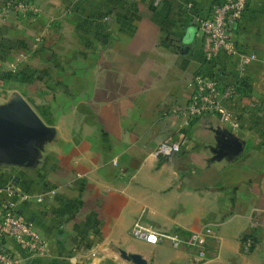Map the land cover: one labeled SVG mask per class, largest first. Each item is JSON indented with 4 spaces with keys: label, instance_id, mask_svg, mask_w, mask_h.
I'll use <instances>...</instances> for the list:
<instances>
[{
    "label": "crops",
    "instance_id": "obj_1",
    "mask_svg": "<svg viewBox=\"0 0 264 264\" xmlns=\"http://www.w3.org/2000/svg\"><path fill=\"white\" fill-rule=\"evenodd\" d=\"M216 1L0 0V104L17 93L51 128L28 166H0V186L45 192L18 211L47 248L19 264H264V0L233 30L256 55L240 68L203 59L194 15ZM198 70L235 84L237 126L179 111ZM225 131L235 154L217 152ZM163 138L178 150L154 154ZM140 210L182 235L215 223L203 258L131 237Z\"/></svg>",
    "mask_w": 264,
    "mask_h": 264
},
{
    "label": "built area",
    "instance_id": "obj_2",
    "mask_svg": "<svg viewBox=\"0 0 264 264\" xmlns=\"http://www.w3.org/2000/svg\"><path fill=\"white\" fill-rule=\"evenodd\" d=\"M248 0H218L212 2L202 12L194 15L195 35L200 40L203 59L214 62L220 55L235 56L237 67L256 58L253 51L247 50L233 35V30L247 6ZM264 63V56L261 57ZM191 91L186 103L179 111L186 118H198L214 113L230 124L237 126L235 116L224 103L236 95L235 84H219L216 78L202 70L191 75L188 82ZM178 150V144L167 138L161 139L153 153L169 156ZM51 191V190H50ZM45 192L30 193L18 188L11 181L0 186V264H19L22 257L42 253L47 245L40 233L31 229L27 215L18 207L27 203H39ZM144 210L133 218L129 234L147 243L166 240L172 247L184 245L195 249L196 256L203 258L204 244L215 233V223H207L196 230L182 235L176 229L156 226L145 219ZM242 251L251 246L249 238L242 240Z\"/></svg>",
    "mask_w": 264,
    "mask_h": 264
},
{
    "label": "water",
    "instance_id": "obj_3",
    "mask_svg": "<svg viewBox=\"0 0 264 264\" xmlns=\"http://www.w3.org/2000/svg\"><path fill=\"white\" fill-rule=\"evenodd\" d=\"M51 133L28 103L17 93L0 104V153H9L12 160L31 163L36 147ZM218 153L235 154L242 142L230 132H221L217 145ZM1 155V154H0ZM133 259L140 263L139 256Z\"/></svg>",
    "mask_w": 264,
    "mask_h": 264
},
{
    "label": "rangeland",
    "instance_id": "obj_4",
    "mask_svg": "<svg viewBox=\"0 0 264 264\" xmlns=\"http://www.w3.org/2000/svg\"><path fill=\"white\" fill-rule=\"evenodd\" d=\"M0 166H6L8 164L22 165L28 166V162H24L23 160H12L9 153H0Z\"/></svg>",
    "mask_w": 264,
    "mask_h": 264
},
{
    "label": "trees",
    "instance_id": "obj_5",
    "mask_svg": "<svg viewBox=\"0 0 264 264\" xmlns=\"http://www.w3.org/2000/svg\"><path fill=\"white\" fill-rule=\"evenodd\" d=\"M245 238H249V239H250V241H251V243H252V238H250V237H248V236H246V235L242 236V238H241V239L243 240V239H245ZM250 247H251V246H250Z\"/></svg>",
    "mask_w": 264,
    "mask_h": 264
}]
</instances>
